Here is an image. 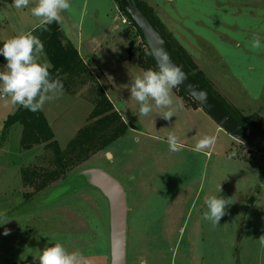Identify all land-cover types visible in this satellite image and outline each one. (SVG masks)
<instances>
[{
    "label": "rangeland",
    "instance_id": "obj_1",
    "mask_svg": "<svg viewBox=\"0 0 264 264\" xmlns=\"http://www.w3.org/2000/svg\"><path fill=\"white\" fill-rule=\"evenodd\" d=\"M142 1L192 53L228 106L242 115L264 116V0ZM70 4L60 24L82 43L84 57L88 50L93 54L86 60L95 80L86 79L74 93L63 91L43 111L62 150L91 114L97 85L126 121L123 136L71 174L98 168L123 185L129 205L127 264H264L259 240L264 236V153L225 131L175 89L173 117L163 119L159 109L140 116L129 89L144 71L138 60L145 44L136 28L115 0ZM32 6L17 9L13 0H0V47L37 27ZM254 36L261 38L258 50L251 48ZM131 39L136 46L128 60ZM40 62L49 63L44 52ZM5 64L0 60V70ZM18 106L0 94V264L35 260L56 242L81 253L82 264H110L109 201L97 187L81 183L61 194L64 187H53L59 181L38 193L24 186L21 168L47 166L52 153L45 145L22 148L20 123L3 134L4 120ZM170 133L178 137V151L169 148ZM204 136L214 137V143L198 151ZM213 195L228 203L215 226L203 219L204 201Z\"/></svg>",
    "mask_w": 264,
    "mask_h": 264
},
{
    "label": "trees",
    "instance_id": "obj_2",
    "mask_svg": "<svg viewBox=\"0 0 264 264\" xmlns=\"http://www.w3.org/2000/svg\"><path fill=\"white\" fill-rule=\"evenodd\" d=\"M115 1L118 4V9L136 28V31L145 44V50H142L138 65L144 71L149 68L157 69L156 62L148 49L141 30L121 6L119 0ZM130 1L136 3L149 17L152 24L169 40L172 53L177 62L213 93L241 123L264 136V116L258 113L242 115L237 109L228 106L213 90L209 78L196 63L189 51L167 29L155 9L142 0ZM32 32L42 40L44 53L49 64L52 66L50 72L53 77L58 75L62 80L64 92L74 93V90L79 85H83L86 79L95 80L89 67L81 58L79 51L66 36L60 22L51 24L47 31H42L36 27ZM127 34L129 35V33ZM0 60L4 61L1 55ZM174 89L180 96L187 97L195 108L200 107L183 90L177 87ZM101 91V86L97 85V93L99 96L95 101V106L91 114L87 118L85 125L78 130L76 137L68 143L67 148L64 150L60 148L52 125L43 110L33 113L26 108L18 106L15 112L8 114L4 120L3 134L6 135L13 124L20 123L22 125V148L29 149L34 145H45L52 153L48 158L47 166L32 165L21 168L24 186L32 187L33 191L38 193L49 189L50 184L59 181L53 187H64L61 194L75 190L82 183V178L75 177V174H71V172L91 156L103 151L127 132L128 125L126 121L116 109H113L112 102ZM19 264H38V261L29 259Z\"/></svg>",
    "mask_w": 264,
    "mask_h": 264
},
{
    "label": "clouds",
    "instance_id": "obj_3",
    "mask_svg": "<svg viewBox=\"0 0 264 264\" xmlns=\"http://www.w3.org/2000/svg\"><path fill=\"white\" fill-rule=\"evenodd\" d=\"M32 4L31 15L39 21L37 28L47 31L53 23L61 21V13L70 9V0H13L17 9L27 8ZM251 48H261V38L254 36ZM44 52L42 40L32 31H21L6 39L0 47V55L6 64L0 70V94L9 97L13 105H19L35 113L42 111L46 102L55 100L63 95L64 85L57 75L52 76L49 63H41L40 55ZM185 79L182 70L171 62L168 55L162 51L157 62V69L149 68L135 76L130 84L131 97L139 105V115L149 116L155 109L161 110L159 116L169 120L175 115L176 103L172 90L182 84ZM170 150L178 151L179 141L175 134L167 137ZM214 137L204 136L197 141L196 150L210 147ZM207 211L203 219L218 225L225 215L228 203L223 197L209 196L204 201ZM9 230L5 229L4 235ZM264 246V236L260 237ZM38 264H82L83 257L78 251H69L65 246L56 242L45 246L37 257Z\"/></svg>",
    "mask_w": 264,
    "mask_h": 264
},
{
    "label": "water",
    "instance_id": "obj_4",
    "mask_svg": "<svg viewBox=\"0 0 264 264\" xmlns=\"http://www.w3.org/2000/svg\"><path fill=\"white\" fill-rule=\"evenodd\" d=\"M119 2L141 30L156 65L163 51L171 62L182 70L185 79L177 88L194 99L225 131L264 153V136L241 123L213 93L177 62L172 53L171 43L152 24L145 12L130 0H119ZM135 46V39H131L127 48L128 60L134 57ZM75 177L82 178V183L97 187L107 197L110 264H127L129 205L123 185L115 177L98 168L83 169L75 173Z\"/></svg>",
    "mask_w": 264,
    "mask_h": 264
},
{
    "label": "crops",
    "instance_id": "obj_5",
    "mask_svg": "<svg viewBox=\"0 0 264 264\" xmlns=\"http://www.w3.org/2000/svg\"><path fill=\"white\" fill-rule=\"evenodd\" d=\"M166 25V24H165ZM64 32H65V34H66V36L70 39V41L74 44V46L77 48V50L79 51V54H80V56H81V58L85 61V63L87 64V66L89 67V69H90V71L93 73V71H92V69L90 68V65H89V63L87 62V60L89 59V58H91L92 57V53H91V51L90 50H88V54H87V57H84V55H83V52H82V43H80V42H75V40L72 38V36L69 34V32L66 30V29H64ZM177 39V38H176ZM190 53V52H189ZM191 55H192V53H190ZM192 57H193V55H192ZM93 58V57H92ZM194 58V57H193ZM87 59V60H86ZM194 60H195V58H194ZM5 61V60H4ZM196 61V60H195ZM197 63V62H196ZM198 64V63H197ZM199 65V64H198ZM200 67V66H199Z\"/></svg>",
    "mask_w": 264,
    "mask_h": 264
},
{
    "label": "built area",
    "instance_id": "obj_6",
    "mask_svg": "<svg viewBox=\"0 0 264 264\" xmlns=\"http://www.w3.org/2000/svg\"><path fill=\"white\" fill-rule=\"evenodd\" d=\"M124 22H126V20H124ZM3 96V95H2Z\"/></svg>",
    "mask_w": 264,
    "mask_h": 264
}]
</instances>
